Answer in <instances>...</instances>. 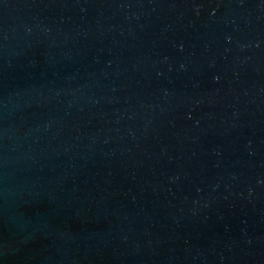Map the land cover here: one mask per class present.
<instances>
[{
	"label": "water",
	"instance_id": "1",
	"mask_svg": "<svg viewBox=\"0 0 264 264\" xmlns=\"http://www.w3.org/2000/svg\"><path fill=\"white\" fill-rule=\"evenodd\" d=\"M0 264H264V0H0Z\"/></svg>",
	"mask_w": 264,
	"mask_h": 264
}]
</instances>
